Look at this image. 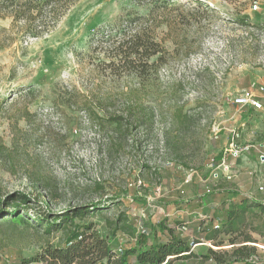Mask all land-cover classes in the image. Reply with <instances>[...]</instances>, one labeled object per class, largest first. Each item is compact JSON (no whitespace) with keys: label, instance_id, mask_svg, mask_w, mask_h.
Returning <instances> with one entry per match:
<instances>
[{"label":"rangeland","instance_id":"374dc122","mask_svg":"<svg viewBox=\"0 0 264 264\" xmlns=\"http://www.w3.org/2000/svg\"><path fill=\"white\" fill-rule=\"evenodd\" d=\"M198 1L214 12L197 8L192 25L182 21L191 24L195 0H72L62 14L57 9L56 21L44 8L29 22L0 8V208L13 210L1 204L13 192L34 198L27 215L0 217V264H48V248L63 245L68 232L47 234L31 216L91 203L101 211L75 219L77 226L91 223L107 238L108 222L120 213L126 218L111 241L116 254L144 229L148 242L152 230L165 239L160 221L179 232L178 215L202 258L171 264H217L205 257L207 247L230 254L245 242L239 236L232 244L234 236L224 234L209 241L205 234L220 226L213 214L227 198L264 202V160L255 149L217 161L229 129L239 132L248 118L234 99L264 80V0ZM154 3L151 30L166 52L141 82L110 67L109 56L135 29L128 18L146 15ZM36 25L42 31L34 34ZM182 38L186 50L172 43ZM118 115L125 131L111 122ZM254 237L246 261L264 264V236Z\"/></svg>","mask_w":264,"mask_h":264},{"label":"trees","instance_id":"16d2710c","mask_svg":"<svg viewBox=\"0 0 264 264\" xmlns=\"http://www.w3.org/2000/svg\"><path fill=\"white\" fill-rule=\"evenodd\" d=\"M5 2L9 5H5ZM71 4L72 0H0V8H4L5 11L10 9L8 11L9 16L13 20L23 19L25 22L42 17L43 8L46 11L48 10L52 14L53 21H56L58 18L57 9L62 8V14ZM155 6V3L149 6L147 14L144 16L135 14L133 19L128 18L129 22L136 21L135 29L131 33L122 34L114 46V53L109 56L108 65L110 67L124 68L141 82L151 78V69H154L155 72L158 70L163 64V54L166 52V49L161 46L151 30L152 27H155L151 22ZM199 7H203L205 11L214 12L213 8L195 0V6L191 7L188 12V15L192 18L191 24H189L190 22L188 23L190 20L182 22L188 25L194 24L196 19L195 10ZM35 29H37V25L34 26L33 30ZM37 30L34 34L42 31V29ZM30 31H32V28H30ZM172 43L178 46V50L181 48L186 50L188 48V43L184 38L181 41L172 40ZM128 113L129 115L131 114L130 112ZM134 120L138 121V118ZM122 121L123 116L121 115L115 116L111 120L112 123H115L118 130L123 129L122 131H125L126 127L123 126ZM36 196L39 199V196ZM32 199L34 198L25 192H13L1 200L3 206L13 205V210L9 212L3 210L4 208H0V217L14 216L20 213L27 215V207L34 203ZM252 207L264 208L258 202L251 201L242 195H237L236 200L231 202L230 208L226 213V221L215 227L212 230L213 233L207 235L205 239L211 241L218 234H224L234 236L231 239L232 244L239 236H243L244 241H253L248 235V230L256 232L261 230L253 225L252 220H247V211ZM101 209L99 203H91L56 213L48 211L46 214L39 213L31 216L40 226L44 227V231L47 234L57 232L60 229H65L68 232L65 243L48 248L43 259L48 264H171L177 259L195 257L183 233L175 232L172 228H166L163 221H160L157 227L159 234L165 232V234L163 233L165 239L159 237L157 230H152L153 235L150 242H148L149 231L144 229L143 232L134 235L136 238L134 242L121 246L122 252L117 255L113 252L111 241L118 232L125 230L126 226H122V223L126 221L124 214H118L114 222L107 221L109 231L107 238L100 236L96 230H93V224L91 223L77 226L74 222L77 218L83 219L95 212H100ZM178 216L179 227L187 220H183L180 215ZM218 217V221L221 222V216L219 215ZM68 225H71L69 231L67 230ZM254 252L255 249L247 245L235 248L230 254H221V252L207 247L205 257L213 259L217 264H231L240 257L250 258ZM32 261V259L23 260L22 258L16 260L17 264H27Z\"/></svg>","mask_w":264,"mask_h":264},{"label":"crops","instance_id":"0c3cea01","mask_svg":"<svg viewBox=\"0 0 264 264\" xmlns=\"http://www.w3.org/2000/svg\"><path fill=\"white\" fill-rule=\"evenodd\" d=\"M261 83L259 85L261 86H264V80L261 78ZM258 97H259V100L262 104V108L261 109H255L253 108L252 106H245V107H239L238 106V109H241L243 110V112L245 114H247L248 118L246 120H243L239 123V127H241L240 131L238 132L236 129L234 128H230L229 129V137H230V140L233 136V133L234 131L236 133H238L239 135V138L237 140L238 143L242 144L243 142H240L241 139L242 140H247L248 137H259L260 141L259 142H254V143H257V144H261L262 145V150L264 152V127L260 125L261 123V120L264 119V94H259L258 93ZM247 123L249 125H251L250 127V133H248V126H247ZM262 127V128H260ZM239 130V129H238ZM258 135V136H257ZM251 150L249 152H246L244 154L241 155L242 156H248L250 154ZM232 156L230 155L228 158H231ZM264 188V186H259V188ZM263 190V189H262ZM239 195H242L243 197L245 198H248L249 200L251 201H254V202H258L260 204L263 205L264 207V202L262 201H258L256 199H253L251 198L250 196L248 195H245V194H239ZM237 196H235L234 198H227L226 199V205L225 206H219L218 209H216L214 211V220H218L219 219V215L221 216L220 218V221L221 223H224L226 221V213L227 211L229 210V206L231 204L232 201L236 200ZM191 207H197V208H200L198 204H190ZM264 208H260V207H252V208H249L248 211H247V220H252L255 218V220L258 222V223H254L253 222V225L258 227L261 231H252V230H248V235L250 236L251 239L255 240V234L258 235V236H264ZM220 223V224H221ZM200 229V227H198ZM183 233V232H182ZM185 233V232H184ZM183 233V235H185ZM209 234H212L210 231H208V233H206L205 235H209ZM206 238V236H205ZM188 241V239H187ZM189 243V242H188ZM250 244H253V241H245V242H242L241 244H239V247L241 246H244V245H247L249 246ZM190 245V244H189ZM196 245V244H194ZM250 247V246H249ZM238 248V247H236ZM252 248V247H251ZM254 248V247H253ZM255 249V248H254ZM191 250H193V252L195 251L194 247L191 248ZM195 254V253H194ZM197 254H195V257L192 256V257H189V258H184V259H190V258H202V255L200 256H196ZM182 259V260H184ZM211 259V258H209ZM247 257H240L237 259V261H234L232 262L231 264H249V262L246 261ZM213 260V259H211Z\"/></svg>","mask_w":264,"mask_h":264},{"label":"built area","instance_id":"2783aa9c","mask_svg":"<svg viewBox=\"0 0 264 264\" xmlns=\"http://www.w3.org/2000/svg\"><path fill=\"white\" fill-rule=\"evenodd\" d=\"M253 88H246L240 92V94L234 99V103L238 105L239 107H245V106H252L255 109H261L262 104L259 100L258 93L259 94H264V86H257L255 89V86L252 85ZM239 138L238 133L234 131L233 136L228 144V147L225 148L223 151L222 156H220L218 163H224V160L227 156H232V157H239L242 154L249 152L252 149H255L258 152V158L264 160V152L262 150V145L261 144H249V143H238L237 140ZM213 161V159H212ZM264 190V188H261ZM191 212H187L186 214H191ZM201 216V214L199 215ZM205 217V216H203ZM218 221V220H217ZM219 223V221H218ZM187 224L188 221H185L181 226L178 227L179 232H183L187 229ZM219 224H216L215 227H218ZM135 239V238H134ZM122 252L121 246L117 248V255H120Z\"/></svg>","mask_w":264,"mask_h":264}]
</instances>
